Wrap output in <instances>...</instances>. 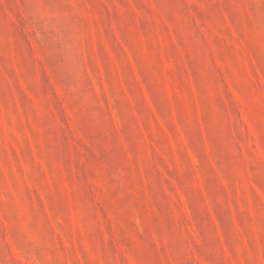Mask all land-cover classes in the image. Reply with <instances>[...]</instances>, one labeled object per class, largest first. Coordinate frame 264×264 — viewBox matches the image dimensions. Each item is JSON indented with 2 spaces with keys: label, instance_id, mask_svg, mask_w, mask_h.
<instances>
[{
  "label": "rangeland",
  "instance_id": "rangeland-1",
  "mask_svg": "<svg viewBox=\"0 0 264 264\" xmlns=\"http://www.w3.org/2000/svg\"><path fill=\"white\" fill-rule=\"evenodd\" d=\"M0 264H264V0H0Z\"/></svg>",
  "mask_w": 264,
  "mask_h": 264
}]
</instances>
